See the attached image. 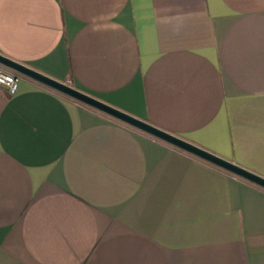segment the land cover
Returning <instances> with one entry per match:
<instances>
[{"label": "crops", "instance_id": "0c3cea01", "mask_svg": "<svg viewBox=\"0 0 264 264\" xmlns=\"http://www.w3.org/2000/svg\"><path fill=\"white\" fill-rule=\"evenodd\" d=\"M0 55L264 178V0H0ZM16 74L0 264H264L263 187Z\"/></svg>", "mask_w": 264, "mask_h": 264}, {"label": "water", "instance_id": "95a60500", "mask_svg": "<svg viewBox=\"0 0 264 264\" xmlns=\"http://www.w3.org/2000/svg\"><path fill=\"white\" fill-rule=\"evenodd\" d=\"M0 65L15 72V73H19L22 75H25L27 77H30L40 83H43L65 95H68L86 105H89L113 118H116L134 128H137L149 135H152L156 138H159L169 144H172L184 151L189 152L190 154H193L201 159H204L218 167H221L239 177H242L252 183H255L261 187L264 188V178L259 177L258 175L251 173L231 162L225 161L195 145H192L180 138H177L171 134H168L144 121H141L131 115H128L126 113H123L117 109H115L114 107H111L89 95H86L74 88H72L71 86L53 80L41 73H38L32 69H30L27 66H24L20 63H17L11 59H8L7 57H4L2 55H0Z\"/></svg>", "mask_w": 264, "mask_h": 264}, {"label": "built area", "instance_id": "2783aa9c", "mask_svg": "<svg viewBox=\"0 0 264 264\" xmlns=\"http://www.w3.org/2000/svg\"><path fill=\"white\" fill-rule=\"evenodd\" d=\"M0 87L12 95L16 92L18 87V75L12 71L7 70L0 65Z\"/></svg>", "mask_w": 264, "mask_h": 264}]
</instances>
